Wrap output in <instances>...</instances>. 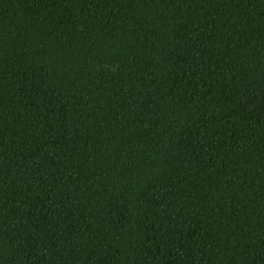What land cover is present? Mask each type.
Here are the masks:
<instances>
[{
	"label": "trees",
	"instance_id": "obj_1",
	"mask_svg": "<svg viewBox=\"0 0 264 264\" xmlns=\"http://www.w3.org/2000/svg\"><path fill=\"white\" fill-rule=\"evenodd\" d=\"M0 264H264V0H0Z\"/></svg>",
	"mask_w": 264,
	"mask_h": 264
}]
</instances>
